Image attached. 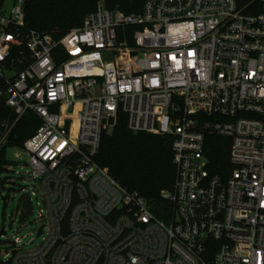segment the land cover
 I'll return each instance as SVG.
<instances>
[{
    "label": "built area",
    "instance_id": "built-area-1",
    "mask_svg": "<svg viewBox=\"0 0 264 264\" xmlns=\"http://www.w3.org/2000/svg\"><path fill=\"white\" fill-rule=\"evenodd\" d=\"M257 2L246 13L236 0H144L139 14L98 2L55 40L28 28L26 0H0V106L9 111L0 124L2 179H22L31 211L38 200L43 237L30 251L10 242L0 264H264ZM27 113L39 126L21 147L10 145ZM120 113L129 131L171 140L166 219L94 160ZM207 136L230 141L224 178L208 170ZM14 149L21 152L9 162Z\"/></svg>",
    "mask_w": 264,
    "mask_h": 264
},
{
    "label": "trees",
    "instance_id": "trees-1",
    "mask_svg": "<svg viewBox=\"0 0 264 264\" xmlns=\"http://www.w3.org/2000/svg\"><path fill=\"white\" fill-rule=\"evenodd\" d=\"M103 2L108 10L125 14H139L144 0H26L25 16L28 28L52 36L58 40L67 31L82 25L85 17ZM239 8L252 13L259 8L257 0H236ZM9 111L0 106V124ZM39 120L27 113L12 133L11 143L21 147L31 137ZM229 139L207 136L205 149L209 159L208 170L212 175L227 176L231 170L228 160ZM94 160L125 189L135 191L143 198L150 211L158 219H166L171 204L161 197L171 191L175 180L172 163L171 140L167 136L133 133L128 130L126 117L119 114L115 128L100 139ZM6 164L4 152L0 153V186L4 187L2 174ZM28 216L31 207L24 198L19 201L17 212ZM24 215V216H25Z\"/></svg>",
    "mask_w": 264,
    "mask_h": 264
},
{
    "label": "rangeland",
    "instance_id": "rangeland-1",
    "mask_svg": "<svg viewBox=\"0 0 264 264\" xmlns=\"http://www.w3.org/2000/svg\"><path fill=\"white\" fill-rule=\"evenodd\" d=\"M20 152V149L8 151V161L12 162L14 154H19ZM14 170L24 173L26 169L20 170L19 167H15ZM21 188L26 189V185L23 184L22 179L19 178L14 186L11 184L5 185L4 187L0 186V231L3 230L4 232V235L0 236V260H3L4 257L2 252L8 247L9 243L15 239L21 240L20 246L26 251L33 250L36 246L41 244L43 239L42 236L37 237L39 221L37 219L38 200L36 198L31 197L32 211L25 220H22L16 213L19 201L23 199L26 194L25 191H21ZM13 194L14 197H12ZM7 252H9V249Z\"/></svg>",
    "mask_w": 264,
    "mask_h": 264
},
{
    "label": "water",
    "instance_id": "water-1",
    "mask_svg": "<svg viewBox=\"0 0 264 264\" xmlns=\"http://www.w3.org/2000/svg\"><path fill=\"white\" fill-rule=\"evenodd\" d=\"M40 234H42V229H40V230L38 231V233H37V237H38ZM1 235H4L3 230L0 231V236H1Z\"/></svg>",
    "mask_w": 264,
    "mask_h": 264
}]
</instances>
